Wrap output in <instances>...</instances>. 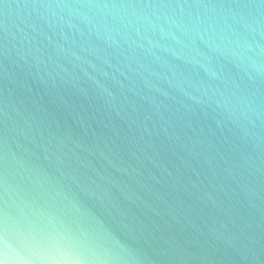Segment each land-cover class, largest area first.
Instances as JSON below:
<instances>
[{"label":"water","instance_id":"water-1","mask_svg":"<svg viewBox=\"0 0 264 264\" xmlns=\"http://www.w3.org/2000/svg\"><path fill=\"white\" fill-rule=\"evenodd\" d=\"M0 220V264H264V0H0Z\"/></svg>","mask_w":264,"mask_h":264},{"label":"snow or ice","instance_id":"snow-or-ice-1","mask_svg":"<svg viewBox=\"0 0 264 264\" xmlns=\"http://www.w3.org/2000/svg\"><path fill=\"white\" fill-rule=\"evenodd\" d=\"M4 235V225H3V221L0 220V238H3ZM38 243L41 244V246L43 247L45 244V241H38Z\"/></svg>","mask_w":264,"mask_h":264}]
</instances>
